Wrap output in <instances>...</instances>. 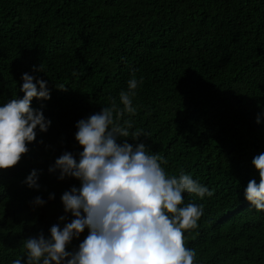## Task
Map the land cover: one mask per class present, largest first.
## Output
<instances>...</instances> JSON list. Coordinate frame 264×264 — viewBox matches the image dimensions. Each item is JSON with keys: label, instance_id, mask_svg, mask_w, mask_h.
Wrapping results in <instances>:
<instances>
[{"label": "trees", "instance_id": "trees-1", "mask_svg": "<svg viewBox=\"0 0 264 264\" xmlns=\"http://www.w3.org/2000/svg\"><path fill=\"white\" fill-rule=\"evenodd\" d=\"M24 73L47 82L50 98L31 107L51 124L0 170V264H26L25 240L74 219L61 196L81 182L49 168L65 152L79 161L76 123L113 103L115 123L132 125L119 140L213 193H182L181 207L203 211L184 231L194 264H264V211L244 197L264 153V0H0V106L23 98ZM132 78L136 111L121 117ZM33 170L38 189L25 182Z\"/></svg>", "mask_w": 264, "mask_h": 264}, {"label": "clouds", "instance_id": "clouds-1", "mask_svg": "<svg viewBox=\"0 0 264 264\" xmlns=\"http://www.w3.org/2000/svg\"><path fill=\"white\" fill-rule=\"evenodd\" d=\"M21 79L23 98L0 106V170L17 165L29 151L27 145L35 140V130L46 132L51 124L42 111L31 107L33 98H50L47 82L28 73ZM137 85L132 78L128 91L120 92L123 108L118 116L135 114L132 97ZM115 109L113 103L79 120L75 133L83 149L79 161L65 152L49 168V172L59 171L60 180L72 177L81 182L79 188L73 187L61 196L64 211L71 212L74 219L63 229L52 226L49 238L41 234L25 240L26 264H194L196 254L185 246L184 231L198 226L203 211L193 203L181 207L182 193L201 198L213 193L183 172L167 176L161 167L162 158L149 155L143 143L134 147L126 139L119 140L129 136L132 125L128 121L126 127L115 123ZM138 137L135 134L133 139ZM252 164L259 183L250 180L244 197L258 211H264V153L255 156ZM37 179L33 170L25 182L38 189ZM35 203L42 205L44 201L37 197ZM85 228L89 234L78 250L67 251V245ZM12 264H21V259Z\"/></svg>", "mask_w": 264, "mask_h": 264}]
</instances>
